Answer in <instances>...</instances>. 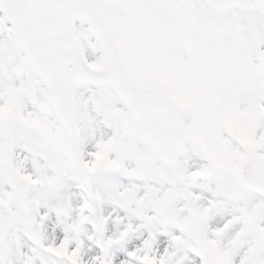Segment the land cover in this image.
Listing matches in <instances>:
<instances>
[{"label":"snow or ice","instance_id":"obj_1","mask_svg":"<svg viewBox=\"0 0 264 264\" xmlns=\"http://www.w3.org/2000/svg\"><path fill=\"white\" fill-rule=\"evenodd\" d=\"M0 264H264V0H0Z\"/></svg>","mask_w":264,"mask_h":264}]
</instances>
